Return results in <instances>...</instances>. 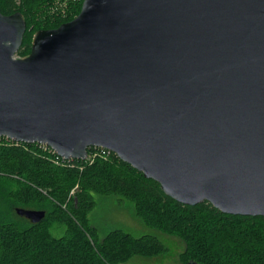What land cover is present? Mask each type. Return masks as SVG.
Listing matches in <instances>:
<instances>
[{
    "label": "water",
    "instance_id": "1",
    "mask_svg": "<svg viewBox=\"0 0 264 264\" xmlns=\"http://www.w3.org/2000/svg\"><path fill=\"white\" fill-rule=\"evenodd\" d=\"M25 31L0 13V137L103 148L179 204L264 217V0H83L16 58Z\"/></svg>",
    "mask_w": 264,
    "mask_h": 264
},
{
    "label": "trees",
    "instance_id": "2",
    "mask_svg": "<svg viewBox=\"0 0 264 264\" xmlns=\"http://www.w3.org/2000/svg\"><path fill=\"white\" fill-rule=\"evenodd\" d=\"M56 1L66 3L63 11ZM82 2L0 0L2 15L25 19L18 57L30 53L35 32L73 20ZM52 158L38 144L0 137V264H131L134 256L167 253L152 235L135 238L116 229L99 239L88 218L96 194L132 202L147 227L182 241L180 264H264V217L227 215L208 202L179 204L114 153L91 164L70 159L67 166ZM18 208L44 211L45 217L34 224ZM54 225L63 229L61 236H52Z\"/></svg>",
    "mask_w": 264,
    "mask_h": 264
},
{
    "label": "rangeland",
    "instance_id": "3",
    "mask_svg": "<svg viewBox=\"0 0 264 264\" xmlns=\"http://www.w3.org/2000/svg\"><path fill=\"white\" fill-rule=\"evenodd\" d=\"M56 6L63 11L66 3H58L56 1ZM15 57L20 58L17 54ZM93 197L96 204L89 213L88 218L89 225L97 229L99 239H102L107 232L118 229L135 238L144 235H152L168 249L167 253L159 257L134 256L130 260L131 264H180L179 255L184 249L183 242L175 237L165 235L147 227L143 221L136 216L132 202L123 201L117 196L96 194ZM63 232V229L56 228V225L51 229L53 237H59Z\"/></svg>",
    "mask_w": 264,
    "mask_h": 264
},
{
    "label": "built area",
    "instance_id": "4",
    "mask_svg": "<svg viewBox=\"0 0 264 264\" xmlns=\"http://www.w3.org/2000/svg\"><path fill=\"white\" fill-rule=\"evenodd\" d=\"M40 147H42L44 150L49 151L50 153L55 155V158H52V162L57 165V166H67V164L65 163L67 160L62 159L60 157H58L49 147L45 146V145H39ZM91 150L88 151L87 153V157L84 160L85 162L88 163H92L95 159L97 158H103L106 159L107 156L112 153L111 151H108L106 149L103 148H98V147H92L90 148ZM70 160V159H69ZM77 188V187H76ZM75 188V189H76ZM73 192V191H72Z\"/></svg>",
    "mask_w": 264,
    "mask_h": 264
}]
</instances>
